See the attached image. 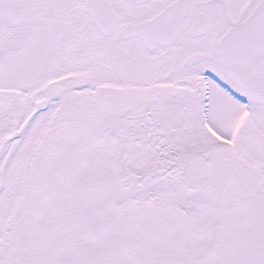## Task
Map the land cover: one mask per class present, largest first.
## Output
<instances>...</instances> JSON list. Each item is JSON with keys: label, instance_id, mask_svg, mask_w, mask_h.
I'll list each match as a JSON object with an SVG mask.
<instances>
[{"label": "snow or ice", "instance_id": "6c2138e0", "mask_svg": "<svg viewBox=\"0 0 264 264\" xmlns=\"http://www.w3.org/2000/svg\"><path fill=\"white\" fill-rule=\"evenodd\" d=\"M0 264H264V0H0Z\"/></svg>", "mask_w": 264, "mask_h": 264}]
</instances>
